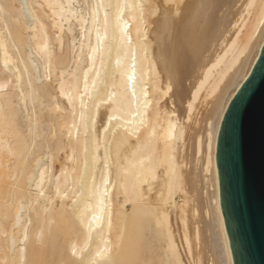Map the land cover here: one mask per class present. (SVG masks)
Returning a JSON list of instances; mask_svg holds the SVG:
<instances>
[{
	"label": "bare ground",
	"instance_id": "6f19581e",
	"mask_svg": "<svg viewBox=\"0 0 264 264\" xmlns=\"http://www.w3.org/2000/svg\"><path fill=\"white\" fill-rule=\"evenodd\" d=\"M264 0H0V264H234L215 160Z\"/></svg>",
	"mask_w": 264,
	"mask_h": 264
},
{
	"label": "water",
	"instance_id": "95a60500",
	"mask_svg": "<svg viewBox=\"0 0 264 264\" xmlns=\"http://www.w3.org/2000/svg\"><path fill=\"white\" fill-rule=\"evenodd\" d=\"M215 160L234 264H264V44L221 120Z\"/></svg>",
	"mask_w": 264,
	"mask_h": 264
}]
</instances>
